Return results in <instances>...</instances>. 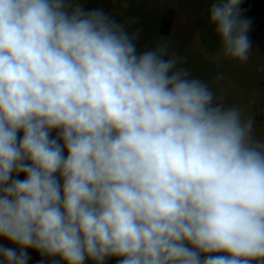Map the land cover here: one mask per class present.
Masks as SVG:
<instances>
[{
	"label": "clouds",
	"instance_id": "clouds-1",
	"mask_svg": "<svg viewBox=\"0 0 264 264\" xmlns=\"http://www.w3.org/2000/svg\"><path fill=\"white\" fill-rule=\"evenodd\" d=\"M239 4L212 3L208 23L242 66ZM130 23L86 0H0V264H264L254 118Z\"/></svg>",
	"mask_w": 264,
	"mask_h": 264
},
{
	"label": "rangeland",
	"instance_id": "rangeland-1",
	"mask_svg": "<svg viewBox=\"0 0 264 264\" xmlns=\"http://www.w3.org/2000/svg\"><path fill=\"white\" fill-rule=\"evenodd\" d=\"M214 2L219 0H86V6L103 8L121 23L131 22L130 31L138 32L141 49L167 40L170 51L184 56L185 67L207 81L226 106H238L245 116L254 118L255 134L264 138V18L250 15L239 6L240 18L250 21L247 35L252 55L246 64L238 66L217 55L219 37L215 26L208 23V10ZM168 16L173 21L165 35L162 24ZM29 252V264H38L39 254Z\"/></svg>",
	"mask_w": 264,
	"mask_h": 264
},
{
	"label": "trees",
	"instance_id": "trees-1",
	"mask_svg": "<svg viewBox=\"0 0 264 264\" xmlns=\"http://www.w3.org/2000/svg\"><path fill=\"white\" fill-rule=\"evenodd\" d=\"M239 6L248 14L264 18V0H240ZM172 17L163 20L162 33L169 34L172 27Z\"/></svg>",
	"mask_w": 264,
	"mask_h": 264
},
{
	"label": "crops",
	"instance_id": "crops-1",
	"mask_svg": "<svg viewBox=\"0 0 264 264\" xmlns=\"http://www.w3.org/2000/svg\"><path fill=\"white\" fill-rule=\"evenodd\" d=\"M8 242L0 238V244H7ZM30 253V252H29Z\"/></svg>",
	"mask_w": 264,
	"mask_h": 264
}]
</instances>
